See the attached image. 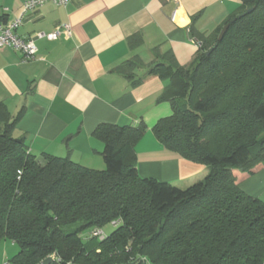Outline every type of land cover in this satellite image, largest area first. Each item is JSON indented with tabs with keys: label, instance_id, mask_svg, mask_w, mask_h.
Returning a JSON list of instances; mask_svg holds the SVG:
<instances>
[{
	"label": "trees",
	"instance_id": "1",
	"mask_svg": "<svg viewBox=\"0 0 264 264\" xmlns=\"http://www.w3.org/2000/svg\"><path fill=\"white\" fill-rule=\"evenodd\" d=\"M240 1L214 33L192 29L199 50L190 64L168 52L142 76L138 58L117 68L133 85L169 81L160 99L173 114L153 133L209 168L186 188L139 174L144 123L99 124L106 166L94 169L68 156L39 159L14 133L23 112L13 118L0 102V243L19 247L13 264H264V201L240 187L264 163V0ZM109 223V235H92Z\"/></svg>",
	"mask_w": 264,
	"mask_h": 264
},
{
	"label": "crops",
	"instance_id": "2",
	"mask_svg": "<svg viewBox=\"0 0 264 264\" xmlns=\"http://www.w3.org/2000/svg\"><path fill=\"white\" fill-rule=\"evenodd\" d=\"M25 0H0L4 19L17 16ZM240 0H70L48 2L31 12L18 33H51L69 24L72 34L37 39L34 60L19 51L0 50V102L14 118L23 112L15 135L23 137L39 159L49 153L104 169V143L93 132L99 124L138 126L147 131L136 145L138 170L186 188L203 179L208 166L167 149L154 135L162 118L173 114L160 97L168 84L153 76L133 85L117 68L138 58L137 76L171 52L180 65L195 58L199 45L192 29L210 35L236 13ZM142 42L131 47L129 38ZM248 194L264 201V163L240 182Z\"/></svg>",
	"mask_w": 264,
	"mask_h": 264
},
{
	"label": "built area",
	"instance_id": "3",
	"mask_svg": "<svg viewBox=\"0 0 264 264\" xmlns=\"http://www.w3.org/2000/svg\"><path fill=\"white\" fill-rule=\"evenodd\" d=\"M48 2L67 6L70 3V0H25L20 13L10 19H4L0 10V50L4 48H12L22 54L24 61L34 60L38 51L36 45L37 39L47 38L49 40H57L62 34L71 36L72 31L69 24H62L51 33L36 32L28 37H23L18 33L24 19L38 7H41ZM92 235L101 238L105 237V233L101 229L93 230Z\"/></svg>",
	"mask_w": 264,
	"mask_h": 264
},
{
	"label": "rangeland",
	"instance_id": "4",
	"mask_svg": "<svg viewBox=\"0 0 264 264\" xmlns=\"http://www.w3.org/2000/svg\"><path fill=\"white\" fill-rule=\"evenodd\" d=\"M116 227L109 223L104 226V232L109 235ZM19 252V247L9 240L0 243V264H13L11 259Z\"/></svg>",
	"mask_w": 264,
	"mask_h": 264
},
{
	"label": "water",
	"instance_id": "5",
	"mask_svg": "<svg viewBox=\"0 0 264 264\" xmlns=\"http://www.w3.org/2000/svg\"><path fill=\"white\" fill-rule=\"evenodd\" d=\"M252 9H253V8H250V9L247 10V12H242V13L238 14V15H237L235 18H233L229 23H227L226 25H224L223 28H222V30H221V32H220V34H219V36H218V42L221 41V40L223 39L225 33L227 32V30H228V28L230 27V24H231L232 22H234L237 18L244 16L246 13L251 12ZM216 45H217V44H215V46H216ZM212 50H213V48H211V49L208 51V53H210ZM52 261H53V258H52V257H48V258H46L45 260H43L42 262H40L39 264H49V263H51Z\"/></svg>",
	"mask_w": 264,
	"mask_h": 264
}]
</instances>
